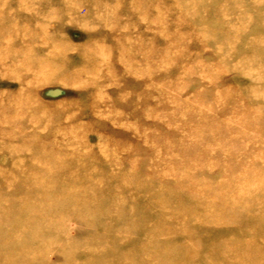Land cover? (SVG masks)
I'll return each mask as SVG.
<instances>
[{"label":"rangeland","instance_id":"rangeland-1","mask_svg":"<svg viewBox=\"0 0 264 264\" xmlns=\"http://www.w3.org/2000/svg\"><path fill=\"white\" fill-rule=\"evenodd\" d=\"M0 264H264V0H0Z\"/></svg>","mask_w":264,"mask_h":264}]
</instances>
